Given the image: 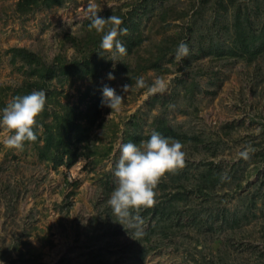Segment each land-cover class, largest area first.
Here are the masks:
<instances>
[{
	"label": "rangeland",
	"instance_id": "1",
	"mask_svg": "<svg viewBox=\"0 0 264 264\" xmlns=\"http://www.w3.org/2000/svg\"><path fill=\"white\" fill-rule=\"evenodd\" d=\"M18 2L0 0V109L41 89L46 105L21 149L0 127V264H264V0ZM91 11L121 18L123 53L100 49ZM157 78L166 88L151 93ZM154 130L185 163L136 213L138 241L107 200L120 146Z\"/></svg>",
	"mask_w": 264,
	"mask_h": 264
},
{
	"label": "clouds",
	"instance_id": "2",
	"mask_svg": "<svg viewBox=\"0 0 264 264\" xmlns=\"http://www.w3.org/2000/svg\"><path fill=\"white\" fill-rule=\"evenodd\" d=\"M93 5H89L91 9ZM89 29H95L97 33L103 32L100 40V49L107 52L123 53L125 48L118 36L127 32L122 28L120 17L112 15L107 19L98 15V11H91ZM110 23L112 27L104 31V27ZM101 55V54H100ZM189 55V46L181 41L176 49L177 60ZM113 61H115L113 59ZM109 79H114L112 73ZM136 87H145L142 76L136 78ZM132 85L124 84L123 91L127 92ZM166 88L165 81L157 78L148 91L163 92ZM123 97L117 94L112 87L105 86L102 89L101 103L119 111ZM46 105V93L44 90H33L28 94L17 95L12 102L0 109V127L9 130L10 134L3 140V144L9 148L21 149L26 141H35L37 136L35 128L38 127L37 118L43 112ZM111 112V114H112ZM110 114V115H111ZM179 140L165 137L158 131H152L149 138L139 143L127 142L120 146L119 160L115 166L113 175L116 178V186L113 189L107 204L111 207L112 214L124 227L134 229L132 238L139 241L143 235L140 228L142 217L137 215L141 208L154 205L155 188L161 177L166 173L181 168L185 163V152ZM244 155V153H242ZM126 229V227H125Z\"/></svg>",
	"mask_w": 264,
	"mask_h": 264
},
{
	"label": "trees",
	"instance_id": "3",
	"mask_svg": "<svg viewBox=\"0 0 264 264\" xmlns=\"http://www.w3.org/2000/svg\"><path fill=\"white\" fill-rule=\"evenodd\" d=\"M57 0H19L18 2V9L22 12H27V11H30V10H33L37 7H40L42 6L43 4H46V3H55ZM237 32H238V35L237 37L239 39H244L245 38V32H244V26L241 22V20L238 22L237 24V28H236ZM53 73V72H52ZM71 126V124H67L65 126H62L61 123H60V126L61 127V131H59V136H58V141L60 142H63V132H67L68 131V128ZM64 158L60 156V158H58V160L56 161V164L57 165H62L63 164V160Z\"/></svg>",
	"mask_w": 264,
	"mask_h": 264
}]
</instances>
